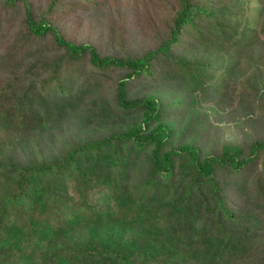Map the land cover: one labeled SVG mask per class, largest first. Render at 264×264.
I'll return each instance as SVG.
<instances>
[{
	"label": "trees",
	"instance_id": "16d2710c",
	"mask_svg": "<svg viewBox=\"0 0 264 264\" xmlns=\"http://www.w3.org/2000/svg\"><path fill=\"white\" fill-rule=\"evenodd\" d=\"M117 1L0 0V264H264V0Z\"/></svg>",
	"mask_w": 264,
	"mask_h": 264
},
{
	"label": "rangeland",
	"instance_id": "374dc122",
	"mask_svg": "<svg viewBox=\"0 0 264 264\" xmlns=\"http://www.w3.org/2000/svg\"><path fill=\"white\" fill-rule=\"evenodd\" d=\"M252 2L256 3V0H249V3ZM117 3V6L123 8L124 6L122 5L123 3H125V1L118 0ZM134 4L139 5V3L130 2L132 10L133 12H136L135 16L138 18L142 10ZM111 5L113 4L111 3ZM256 5L258 4L256 3ZM128 9H130V7ZM260 39L264 40V37L260 35ZM71 122H73V120H71ZM51 125L52 128H49L47 126H38V129L40 130V132H42L40 136L45 137L43 138V140H41L42 142L41 144H39V148H42L41 151L43 152V154L47 155L49 158L61 157L62 155L65 156L69 147L68 143H71L76 139H73L72 136L67 132L69 128L66 126V121L63 125L62 123L57 126L53 124Z\"/></svg>",
	"mask_w": 264,
	"mask_h": 264
}]
</instances>
